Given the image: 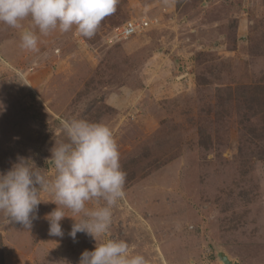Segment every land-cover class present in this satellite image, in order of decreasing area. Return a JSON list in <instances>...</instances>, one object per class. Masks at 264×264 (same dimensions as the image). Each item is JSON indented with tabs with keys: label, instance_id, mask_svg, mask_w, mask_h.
Returning <instances> with one entry per match:
<instances>
[{
	"label": "rangeland",
	"instance_id": "obj_1",
	"mask_svg": "<svg viewBox=\"0 0 264 264\" xmlns=\"http://www.w3.org/2000/svg\"><path fill=\"white\" fill-rule=\"evenodd\" d=\"M132 18L153 23L117 35ZM21 31L0 23V173L18 156L46 168L65 119L104 123L127 175L101 240L147 264H264V0H119L91 39L57 29L36 53ZM55 208L42 202L31 229L0 212V264H79L94 249L70 217L49 236Z\"/></svg>",
	"mask_w": 264,
	"mask_h": 264
},
{
	"label": "clouds",
	"instance_id": "obj_2",
	"mask_svg": "<svg viewBox=\"0 0 264 264\" xmlns=\"http://www.w3.org/2000/svg\"><path fill=\"white\" fill-rule=\"evenodd\" d=\"M118 2L0 0V23L22 28L20 47L36 53L40 35L47 36L57 29L66 33L75 28L80 36L91 39L101 22L115 13ZM25 20L30 21L27 28L22 26ZM129 91L122 87L108 102L119 107ZM62 132L65 139L55 140L51 155L45 159L46 168L38 167L31 158L18 156L7 172L0 173V212L9 223L31 229L39 205L54 203L56 208L45 215L49 236L63 238L61 221L70 217L74 223L68 235L74 241L77 233H84L96 242L94 249L81 253L79 264H147L142 254L130 252L125 240L100 239L109 231L113 208L125 197L127 174L120 164L113 131L104 123L72 118L62 121ZM44 193L51 199H43ZM90 203L93 207L88 206Z\"/></svg>",
	"mask_w": 264,
	"mask_h": 264
},
{
	"label": "built area",
	"instance_id": "obj_3",
	"mask_svg": "<svg viewBox=\"0 0 264 264\" xmlns=\"http://www.w3.org/2000/svg\"><path fill=\"white\" fill-rule=\"evenodd\" d=\"M153 23V20L151 19H131L127 21L125 24H123L119 31L117 32V35L120 33L123 37H130L134 34H137L139 32H142L143 30L149 28Z\"/></svg>",
	"mask_w": 264,
	"mask_h": 264
},
{
	"label": "water",
	"instance_id": "obj_4",
	"mask_svg": "<svg viewBox=\"0 0 264 264\" xmlns=\"http://www.w3.org/2000/svg\"><path fill=\"white\" fill-rule=\"evenodd\" d=\"M219 257L223 264H232V260L224 252H219Z\"/></svg>",
	"mask_w": 264,
	"mask_h": 264
}]
</instances>
